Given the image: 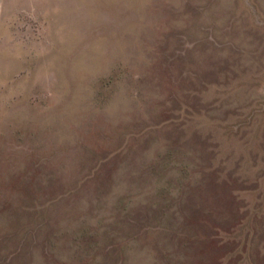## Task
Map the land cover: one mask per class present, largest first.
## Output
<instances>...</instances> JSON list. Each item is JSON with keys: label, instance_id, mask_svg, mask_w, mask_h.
<instances>
[{"label": "rangeland", "instance_id": "1", "mask_svg": "<svg viewBox=\"0 0 264 264\" xmlns=\"http://www.w3.org/2000/svg\"><path fill=\"white\" fill-rule=\"evenodd\" d=\"M0 264H264V0H0Z\"/></svg>", "mask_w": 264, "mask_h": 264}]
</instances>
